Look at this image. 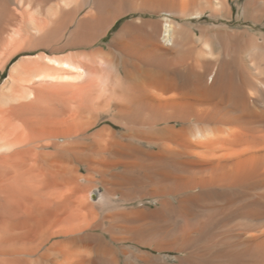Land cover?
Instances as JSON below:
<instances>
[{
  "label": "bare ground",
  "instance_id": "6f19581e",
  "mask_svg": "<svg viewBox=\"0 0 264 264\" xmlns=\"http://www.w3.org/2000/svg\"><path fill=\"white\" fill-rule=\"evenodd\" d=\"M0 264H264V0H0Z\"/></svg>",
  "mask_w": 264,
  "mask_h": 264
}]
</instances>
